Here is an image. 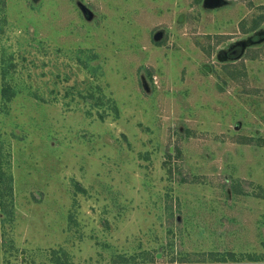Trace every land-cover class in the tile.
<instances>
[{
    "label": "rangeland",
    "instance_id": "1",
    "mask_svg": "<svg viewBox=\"0 0 264 264\" xmlns=\"http://www.w3.org/2000/svg\"><path fill=\"white\" fill-rule=\"evenodd\" d=\"M263 256L264 0H0V264Z\"/></svg>",
    "mask_w": 264,
    "mask_h": 264
},
{
    "label": "trees",
    "instance_id": "2",
    "mask_svg": "<svg viewBox=\"0 0 264 264\" xmlns=\"http://www.w3.org/2000/svg\"><path fill=\"white\" fill-rule=\"evenodd\" d=\"M211 254H213V255H215V259H217V260H220V261H225L226 260V257H225V254H219V253H216V252H210ZM227 253V255H228V257H230V259L232 258V260H234L235 258H233L234 257V255H235V253L234 252H232V251H229V252H226ZM263 258H264V256H263ZM241 264H244V263H241ZM250 264H262V263H250Z\"/></svg>",
    "mask_w": 264,
    "mask_h": 264
}]
</instances>
